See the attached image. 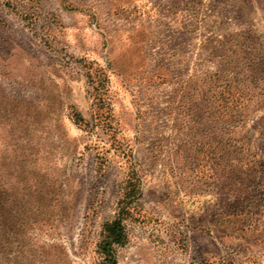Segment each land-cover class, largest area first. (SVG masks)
<instances>
[{
	"label": "rangeland",
	"instance_id": "1",
	"mask_svg": "<svg viewBox=\"0 0 264 264\" xmlns=\"http://www.w3.org/2000/svg\"><path fill=\"white\" fill-rule=\"evenodd\" d=\"M0 264H264V0H0Z\"/></svg>",
	"mask_w": 264,
	"mask_h": 264
},
{
	"label": "trees",
	"instance_id": "2",
	"mask_svg": "<svg viewBox=\"0 0 264 264\" xmlns=\"http://www.w3.org/2000/svg\"><path fill=\"white\" fill-rule=\"evenodd\" d=\"M105 240L102 244V253L105 255L109 263L113 254V246L123 243V229L119 219L104 225Z\"/></svg>",
	"mask_w": 264,
	"mask_h": 264
}]
</instances>
